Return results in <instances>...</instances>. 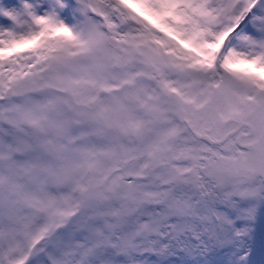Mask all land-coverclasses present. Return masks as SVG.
Returning a JSON list of instances; mask_svg holds the SVG:
<instances>
[{
  "label": "snow or ice",
  "instance_id": "1",
  "mask_svg": "<svg viewBox=\"0 0 264 264\" xmlns=\"http://www.w3.org/2000/svg\"><path fill=\"white\" fill-rule=\"evenodd\" d=\"M0 264H264V0H0Z\"/></svg>",
  "mask_w": 264,
  "mask_h": 264
}]
</instances>
